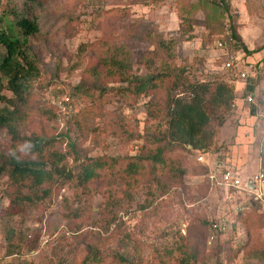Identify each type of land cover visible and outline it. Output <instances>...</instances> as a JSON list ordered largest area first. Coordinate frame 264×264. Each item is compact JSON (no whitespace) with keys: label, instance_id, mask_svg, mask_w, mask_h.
Segmentation results:
<instances>
[{"label":"rangeland","instance_id":"obj_1","mask_svg":"<svg viewBox=\"0 0 264 264\" xmlns=\"http://www.w3.org/2000/svg\"><path fill=\"white\" fill-rule=\"evenodd\" d=\"M13 1L0 0V12ZM177 1L41 0L36 11L43 23L28 44L42 72L29 82L32 95L20 120V136H54L61 150L70 138L80 157L132 155L152 131L165 128L163 88L133 100L112 91L101 100L72 95V86L90 79L102 51L95 42L101 38L118 47L123 72L130 75L158 68L159 58L150 65L142 59L150 56L146 52L155 46L153 39L170 40L172 65L183 68L185 80L224 78L235 98L240 95L231 69L222 62L238 47L249 56L262 48L264 0H182L180 8ZM210 2L217 6L211 8ZM116 5L127 7L128 14L108 11ZM11 16L6 13V21ZM232 28L236 37L229 35ZM216 37L228 38L229 47L218 48ZM106 77L102 74L92 84L124 83L117 75ZM183 90L180 86L176 92L185 95ZM65 96L69 99L63 101ZM234 109L229 105V120L202 159L195 149H174L186 171L173 181L160 176L163 185L139 179L132 184L124 178L106 185L99 181V189L96 185L83 201L66 185L33 204L18 205L6 195L7 178L0 175V264H82L88 246L100 250L103 264H128L114 259L119 252L134 256L137 264H264V212L253 208V201L248 210H238L248 195L219 180L226 166L241 180L264 169V131L256 123L253 128L249 123L246 152L235 156L239 123H233L238 119ZM137 134L143 136L135 139ZM7 137V128L0 127V160L12 153ZM213 225L220 229L210 241Z\"/></svg>","mask_w":264,"mask_h":264},{"label":"trees","instance_id":"obj_2","mask_svg":"<svg viewBox=\"0 0 264 264\" xmlns=\"http://www.w3.org/2000/svg\"><path fill=\"white\" fill-rule=\"evenodd\" d=\"M40 1L14 0L0 12V127L7 128V143L12 152L0 160V175H6V195L10 200L18 205L33 204L67 185L72 188L76 198L83 201L96 185L99 189L97 182L106 185L118 178L132 184L139 179L163 185L165 179L160 176L173 181L186 171L181 157L174 153L175 148L178 150L180 147L187 153L195 149L196 153L202 154L210 149L214 135L224 124L225 112L235 98V90L224 78L185 80L183 68L172 65L173 43L160 38L153 39L155 46L146 52L150 55L147 59L140 56L147 65L159 58L158 68L140 75H130L128 71L124 73L125 60L118 54V47L101 38L95 42L102 51L90 79L86 77L72 86V95L83 100H101L111 91L117 95H128V99L133 100L141 94L164 89L165 128L152 131L149 139L139 144L135 154L80 157L70 138L66 150H61L54 136L40 134L21 137L20 120L25 118L27 99L32 95L29 82L39 78L42 72L28 44L30 36L40 33L43 23L42 14L36 11ZM133 1L146 3L149 0ZM182 3V0H178L176 5L180 8ZM209 6L212 8L217 4L210 2ZM108 11L115 15L128 14L127 7L117 5ZM6 13L12 15L8 21L5 19ZM229 35L236 37L234 28ZM102 74L108 79L111 75H117L124 83L95 87L92 83L100 80ZM254 82L256 80L246 82L245 92L253 91ZM180 86H184L185 95L176 92ZM2 88L9 89L12 94L6 95ZM141 136L143 134H137L134 138ZM69 158L73 164L69 163ZM204 169L207 171L206 167ZM255 205L258 206L257 201L253 202V208ZM99 251L88 246L81 258L82 264H103ZM113 257L118 261L126 260L128 264H137L134 256L126 252L114 253Z\"/></svg>","mask_w":264,"mask_h":264},{"label":"built area","instance_id":"obj_3","mask_svg":"<svg viewBox=\"0 0 264 264\" xmlns=\"http://www.w3.org/2000/svg\"><path fill=\"white\" fill-rule=\"evenodd\" d=\"M214 44L218 48L227 49L229 47L228 38L216 37ZM238 46V44H237ZM230 50V49H229ZM235 52L228 55L227 59L222 62L225 68L231 69L234 85L238 81L243 82L244 88L241 91L244 103L249 110L253 111L254 123L264 131V45L259 49L253 58H249L245 55L244 49L238 47ZM254 82V89L250 92H245L246 82ZM233 82V81H232ZM69 96H65L64 100H68ZM234 105V100L230 103ZM264 138V134L262 138ZM197 159H202L203 154L197 153ZM220 166L221 164L218 163ZM240 175L232 170L230 167L221 168L220 181L229 187H240L244 194H247L249 199L243 200L236 206L238 210L244 212L250 208L252 201L258 202V209L264 211V169H259L255 174L247 177L245 180H241ZM251 184V185H250ZM252 186V187H251ZM216 227V229L214 228ZM214 231L220 229V226L213 225ZM214 231H211L207 237L208 240H213Z\"/></svg>","mask_w":264,"mask_h":264},{"label":"crops","instance_id":"obj_4","mask_svg":"<svg viewBox=\"0 0 264 264\" xmlns=\"http://www.w3.org/2000/svg\"><path fill=\"white\" fill-rule=\"evenodd\" d=\"M255 54L256 53H253V56H255ZM253 56H249L248 55L249 58H253ZM235 87L237 88V89L236 88L235 89L236 90H239V92H240V95H237L236 98H235V100H234V108H235L234 111H236L235 112L236 114H234V115H237L238 116V119L237 120L234 119V122L233 123L234 124H236V122L239 123L238 124L239 125V128L237 126L239 135L236 136V141L239 142V144L238 145L237 144L236 145H233L234 148H235V150H236L235 151L236 152L235 153V156H236V154L238 152H240V154H242V152L244 154V151L246 152V147H245L246 146V140H245L246 138H245V135L246 134L248 135V133L250 132L249 129L253 128V125L255 123H254V114H253V111L252 110H249V108L247 107V105L244 103L243 97L241 96V91L244 88L243 82L238 81L236 83V86ZM235 106H237V107H235ZM239 108H242L243 109V112H241L239 110ZM237 111H239V112H237ZM228 120H229V118H226L225 121H228ZM249 123H251V125H250L251 128L249 126ZM227 167H230V166H227ZM232 170L236 172V170H234L233 168H232Z\"/></svg>","mask_w":264,"mask_h":264},{"label":"water","instance_id":"obj_5","mask_svg":"<svg viewBox=\"0 0 264 264\" xmlns=\"http://www.w3.org/2000/svg\"><path fill=\"white\" fill-rule=\"evenodd\" d=\"M251 185V184H250Z\"/></svg>","mask_w":264,"mask_h":264}]
</instances>
